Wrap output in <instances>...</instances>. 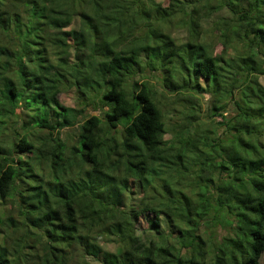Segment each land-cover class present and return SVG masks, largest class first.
Here are the masks:
<instances>
[{
  "label": "trees",
  "instance_id": "trees-1",
  "mask_svg": "<svg viewBox=\"0 0 264 264\" xmlns=\"http://www.w3.org/2000/svg\"><path fill=\"white\" fill-rule=\"evenodd\" d=\"M262 75L264 0H0V264H262Z\"/></svg>",
  "mask_w": 264,
  "mask_h": 264
},
{
  "label": "rangeland",
  "instance_id": "rangeland-1",
  "mask_svg": "<svg viewBox=\"0 0 264 264\" xmlns=\"http://www.w3.org/2000/svg\"><path fill=\"white\" fill-rule=\"evenodd\" d=\"M75 21L76 22L71 23L70 28H72V27L78 28V26L76 25V24H78V18H75ZM70 28L68 27L67 30H69ZM216 48H217L216 52H219V48L218 47H216ZM260 80L264 83V75H262L260 77ZM60 101L62 104L67 105V106H77L78 107L80 105L79 104L80 100L78 98L77 92L74 89H69V90L63 91L60 94ZM210 102L211 101L209 99V96H205L203 98L202 109L206 110V108L210 104ZM231 110H232V108H231ZM86 111L90 114H97L99 112L97 110H94L93 106H91V105L87 106ZM217 119H219V118H217ZM72 131H73V129H70L69 133H72ZM65 133L66 134L68 133V131H66V129L61 130V132H60L61 138L65 137ZM134 185L135 184L133 183V186ZM140 193H141L140 189L136 185L134 187L133 197H137ZM0 203H1V201H0ZM152 217L153 216L150 214L140 216V220L138 222V232L140 234L145 233L146 230H150V231L156 230V227L152 224ZM104 248L107 251H113L115 249V244L111 241H106V242H104ZM82 261L86 264H102V258L101 259H95L91 256L83 257ZM261 263L264 264V254L261 257Z\"/></svg>",
  "mask_w": 264,
  "mask_h": 264
}]
</instances>
